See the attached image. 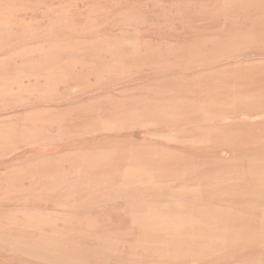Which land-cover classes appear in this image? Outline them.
<instances>
[{
  "label": "rangeland",
  "instance_id": "rangeland-1",
  "mask_svg": "<svg viewBox=\"0 0 264 264\" xmlns=\"http://www.w3.org/2000/svg\"><path fill=\"white\" fill-rule=\"evenodd\" d=\"M0 264H264V0H0Z\"/></svg>",
  "mask_w": 264,
  "mask_h": 264
},
{
  "label": "bare ground",
  "instance_id": "bare-ground-1",
  "mask_svg": "<svg viewBox=\"0 0 264 264\" xmlns=\"http://www.w3.org/2000/svg\"><path fill=\"white\" fill-rule=\"evenodd\" d=\"M216 14H217V13H216ZM216 14H215V15H216ZM218 14H219V13H218ZM124 31H125V29H124ZM121 38H122V37H121ZM114 47H115V46H114ZM207 61H208V60H207ZM195 74H196V73H195ZM196 76H197V75H196ZM156 78H157V77H156ZM156 78H154V79H156ZM158 78H160V77H158ZM170 78H171V77H170ZM166 86H167V85H166ZM173 90H174V89H173ZM162 102H163V101H162ZM62 107H63V106H62ZM67 107H68V106H67ZM177 122H178V121H177ZM173 123H174V122H173ZM173 123H172V124H173ZM123 192H124V191H123ZM132 195H133V194H132ZM148 198H149V196H148ZM148 198H147V199H148ZM149 209H150V208H149Z\"/></svg>",
  "mask_w": 264,
  "mask_h": 264
}]
</instances>
